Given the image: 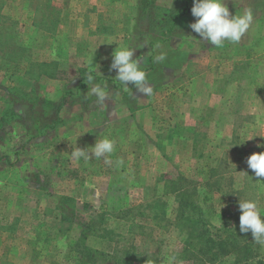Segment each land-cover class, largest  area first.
<instances>
[{
	"label": "rangeland",
	"instance_id": "obj_1",
	"mask_svg": "<svg viewBox=\"0 0 264 264\" xmlns=\"http://www.w3.org/2000/svg\"><path fill=\"white\" fill-rule=\"evenodd\" d=\"M225 2L253 22L239 43L215 47L189 27L193 0L169 31L161 10L142 20L136 0H0V264H193L183 254L197 244L193 217L224 235L239 231V199L264 209V178L246 164L264 151V0ZM119 45H143L134 55L151 96L115 79ZM93 69L103 103L79 81ZM10 110L24 114L8 120ZM104 137L115 141L110 163L73 159ZM180 175L197 188L184 209Z\"/></svg>",
	"mask_w": 264,
	"mask_h": 264
},
{
	"label": "clouds",
	"instance_id": "obj_2",
	"mask_svg": "<svg viewBox=\"0 0 264 264\" xmlns=\"http://www.w3.org/2000/svg\"><path fill=\"white\" fill-rule=\"evenodd\" d=\"M191 14L196 19L189 24V27L194 33L198 34L199 41L215 47H221L225 42L239 43L253 22V13L250 8H246L242 13L232 14L225 0H193ZM141 47L143 45H138L136 48L126 45L116 46L112 53L110 68L116 71L115 79L125 88L132 85L141 97H148L153 94V86L141 67L143 58L137 59L134 55L136 49ZM156 47L159 48L160 45H156ZM165 58L166 53L160 52L154 56L153 61L160 63ZM93 71L96 72L94 69ZM94 80L95 77L89 74L87 83L92 85L90 94L96 97L95 103H103L110 98L108 91H106V85L97 84ZM257 147H264V145L258 143ZM114 150L115 141L104 137L96 140L95 144L90 146V151L85 152L84 149L77 147L71 155L75 160L81 157L85 159L105 157V162L110 163L106 157ZM121 163L122 161H117V166ZM246 164L255 177L258 179L264 178V151L252 152L246 158ZM238 206L240 232H251L253 240L257 244L264 245V209L259 207L255 200L251 199H239ZM60 246H64L62 241ZM170 259L174 260L175 256L170 257Z\"/></svg>",
	"mask_w": 264,
	"mask_h": 264
},
{
	"label": "trees",
	"instance_id": "obj_3",
	"mask_svg": "<svg viewBox=\"0 0 264 264\" xmlns=\"http://www.w3.org/2000/svg\"><path fill=\"white\" fill-rule=\"evenodd\" d=\"M190 0H176L175 3L172 4L171 8H163L160 7L156 0H136V10L137 14L142 20H145L147 17H150L152 13L155 12L156 17L153 19H149V22H153L154 20H158L157 18H161V13L165 15V21H168V31L173 29L177 20L183 17L187 8H189ZM159 13V15H157ZM150 26V25H149ZM49 63H43L42 66L48 67ZM44 70V69H43ZM95 72H86L80 80H87L89 74H94ZM43 74L48 77H54L53 74L49 70H44ZM80 87H84L85 84L80 83ZM63 102V101H62ZM61 102V104H62ZM58 110V108H57ZM56 110V112H57ZM30 111V110H29ZM9 112V113H8ZM5 116H8V120L13 119L15 116H23V112L21 110L8 111ZM30 114V119L33 121L32 127H35L37 121L33 117L32 113ZM57 115V114H56ZM58 116V115H57ZM4 117H0V121L2 122ZM60 122V118L56 117L55 119L50 120L49 122L40 124L38 127L42 132H44L47 128L53 127ZM1 157V156H0ZM194 183V180L188 179L187 177L180 175L177 178V181L174 184V192L179 197V204L183 209L187 205V193L197 194L196 186L191 190H188L184 185L189 186ZM230 199V198H229ZM196 205H192L193 209ZM182 209V210H183ZM200 213V212H197ZM201 217V214H199ZM195 221V225L197 227L196 240L197 244L192 243L191 241H187L186 245L183 249L184 256H187L186 259H194L193 264H211L215 263V260L222 259L226 256H233L232 264H264V258L259 256L258 248L259 244H257L251 235V232L241 233L240 230L236 232H227L222 235L219 231L220 228H214V231L209 228L208 222H204L201 218L193 217ZM225 231V230H224ZM195 248H189V247ZM197 249V250H196ZM196 250V252H194Z\"/></svg>",
	"mask_w": 264,
	"mask_h": 264
}]
</instances>
